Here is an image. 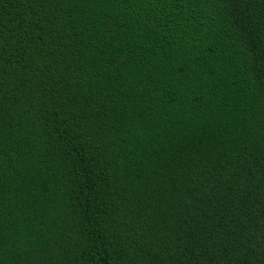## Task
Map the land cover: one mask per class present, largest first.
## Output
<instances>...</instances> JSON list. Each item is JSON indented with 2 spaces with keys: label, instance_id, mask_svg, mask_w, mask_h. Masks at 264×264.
Listing matches in <instances>:
<instances>
[{
  "label": "trees",
  "instance_id": "trees-1",
  "mask_svg": "<svg viewBox=\"0 0 264 264\" xmlns=\"http://www.w3.org/2000/svg\"><path fill=\"white\" fill-rule=\"evenodd\" d=\"M0 264H264V0H0Z\"/></svg>",
  "mask_w": 264,
  "mask_h": 264
}]
</instances>
